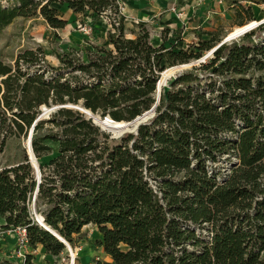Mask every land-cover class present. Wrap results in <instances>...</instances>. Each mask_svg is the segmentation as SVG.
<instances>
[{
  "label": "trees",
  "instance_id": "obj_1",
  "mask_svg": "<svg viewBox=\"0 0 264 264\" xmlns=\"http://www.w3.org/2000/svg\"><path fill=\"white\" fill-rule=\"evenodd\" d=\"M53 4L90 21L110 10L112 49H85L84 62L71 50L50 75L40 50L0 63V153L8 136L27 135L41 107L71 105L131 122L154 105L165 66L188 65L222 41L207 33L186 49L154 48L141 23L125 38L115 0H0V34L38 17L54 32L64 29ZM229 5L236 27L254 20L250 6ZM49 141L58 150L39 167L35 213L72 249L82 229L94 227L107 259L92 264H264V24L183 71L136 131L111 138L80 111L60 108L34 125L35 158L51 151ZM36 186L26 156L0 170L1 229L24 228L31 249L65 255L32 214ZM0 264L34 262L27 255Z\"/></svg>",
  "mask_w": 264,
  "mask_h": 264
},
{
  "label": "rangeland",
  "instance_id": "obj_2",
  "mask_svg": "<svg viewBox=\"0 0 264 264\" xmlns=\"http://www.w3.org/2000/svg\"><path fill=\"white\" fill-rule=\"evenodd\" d=\"M254 3V6H252L254 10L253 14L257 18L254 21L257 22V20L262 18L263 13L259 10L257 6L258 2L256 1ZM59 12L61 11L59 10ZM65 14L66 11H63L62 15L64 16ZM45 24L46 23H44L40 19H34L30 21L20 19L15 21L10 27L5 29L0 34V63L13 66L15 58L20 52L29 49L35 50L36 52L40 50L42 60V62H40V65L45 70L46 74L50 75L52 73H55L53 69H56L60 66V63L58 64L57 56H61L62 54L67 53L69 54L71 50L76 51L77 56H79L83 62L86 61V53L84 50L88 49L93 51V49L91 44L87 43L83 38H91L92 40V35L93 33H95L94 29L101 30L103 27L109 26L107 22L100 20V18L96 19L95 22H84L82 17H79L76 20H74L73 18L70 19L69 28L64 29L62 31L58 30L54 32L51 29L45 27ZM83 25L87 26L83 27ZM84 28L86 32H84ZM236 28L240 27H232L230 29H228L227 27L226 30L220 29L218 30V35L220 37H223L224 39ZM79 39L81 41L79 45H77L76 42ZM184 66L185 68L181 69L180 71L183 72L191 68L190 66L187 67L186 65L180 67ZM166 69H170V67L168 68V66H165V69L163 71H165ZM180 71H176L175 73ZM75 74H78V72H76ZM73 107L75 108L77 106ZM46 108L49 109L50 107ZM40 115L41 111L39 116ZM42 118H48V115H44L42 116ZM133 129V127H128L123 133L117 135L110 131H102L109 133L111 137L116 139L122 136L123 134L134 132L135 130ZM28 135L29 132L25 137L8 136L6 138L5 148L3 152L0 153V167L14 166L18 164L24 156H26L29 161V155L26 147L28 143ZM46 144L51 148V151L47 155H44L39 159L35 158V164L38 166V168L40 166L46 165L51 158L57 155L58 144L51 141L46 142ZM29 163L34 170L32 163L30 161ZM97 237L98 232L94 227L86 226L82 229L81 234L78 236V242L76 247L72 249L69 246L72 254L76 255L73 264H82V261L84 260L83 258L85 256H87L88 263H92L93 259L103 258L101 250H99L94 244L95 240H97ZM37 256V260L40 264H70V254L67 248L65 251V255H61L58 257L50 255H47V257L43 253H39Z\"/></svg>",
  "mask_w": 264,
  "mask_h": 264
},
{
  "label": "crops",
  "instance_id": "obj_3",
  "mask_svg": "<svg viewBox=\"0 0 264 264\" xmlns=\"http://www.w3.org/2000/svg\"><path fill=\"white\" fill-rule=\"evenodd\" d=\"M218 1L219 0H203L201 2L198 0H128L125 7L120 11V15L124 17L125 38L133 39L135 37L134 33L137 32L135 26L141 23L145 25L149 33V43L152 47L155 48L164 44L166 48H169L171 45H176L177 48L185 49L188 45L197 44L199 39H209L207 33L218 35V30L220 29L226 30L227 27L228 29L236 27L234 25V9L229 7L230 2L236 1L243 7L250 6L253 12L252 6H254V2H258L259 0H221V4H219ZM53 8L57 9L58 12L60 10L61 12L59 13L67 22L64 29L69 28L70 19L73 18L76 20L81 17L74 14L66 5L61 6L59 4H53ZM63 11H66L64 16L62 15ZM253 16L255 19L256 16L254 14ZM35 19H40L44 22L41 17ZM30 20L34 19H29L27 21ZM83 21L86 22L87 19ZM45 27L49 28L46 24ZM108 30L109 26L103 27L101 30L94 29L95 33L92 35V40L91 38L83 39L91 44V46L97 45L112 49L106 41ZM218 37L223 39V37L219 35ZM178 39L180 41H177ZM80 41L79 39L76 42L77 45H79ZM97 239H101L99 233ZM13 244L14 240L12 238L4 236L0 241V256L10 254ZM98 249L101 250L100 248ZM39 253H43L47 256L41 246H37L32 252L27 251L26 255L33 258L34 264H40L37 260V255ZM102 255V259L106 260V256L103 253ZM83 259L82 264H92L87 262V256Z\"/></svg>",
  "mask_w": 264,
  "mask_h": 264
},
{
  "label": "built area",
  "instance_id": "obj_4",
  "mask_svg": "<svg viewBox=\"0 0 264 264\" xmlns=\"http://www.w3.org/2000/svg\"><path fill=\"white\" fill-rule=\"evenodd\" d=\"M128 0H115V4L117 5V9L119 10V13L120 11L125 7L126 3H127ZM198 1H203V0H198ZM219 4H221V0L218 1ZM258 8L259 10L263 13V16L261 19L257 20V22H255L254 20H256V18L252 21L254 23V26L244 30L243 32L235 35L234 37L232 38H224L221 42H225L227 44H230L232 42H236L238 41L240 38H242L245 34L251 32V31H254L256 28H258L260 25L264 24V0H259L258 1ZM111 16V11L108 10L106 11L102 16H100V19H102V21L104 22H107L108 25H109V29H111V25H110V21L108 19V17ZM88 22L90 21V19L87 20ZM87 25H83V27H85ZM245 26V25H244ZM243 27V26H242ZM90 29V28H89ZM84 32H86L85 28L83 29ZM235 30V29H234ZM233 30V31H234ZM220 42V43H221ZM224 43V44H225ZM217 47V46H216ZM211 51V50H210ZM209 52H206L205 55L194 61V62H198L196 63V65L200 64V63H203L206 59H209L212 54ZM193 63V62H192ZM189 65V64H188ZM194 65V66H196ZM39 67V66H37ZM54 107H57V106H51L49 109H47L46 107H41L40 108V111H41V115L37 117V119H41L42 116L44 115H50L52 112H54L55 109ZM85 115V114H84ZM92 115V114H91ZM154 115V112L152 115L149 116L148 119H146L143 123H145L146 121H148L149 119H151ZM93 116V115H92ZM96 118L98 121H105V122H112L110 121V119L108 117H104V118H99L98 116H93L92 119H90L92 121V123L96 126H98L99 128H101V130H106L109 132V130L107 129H103V127L98 124V123H94L93 119ZM88 119V117H87ZM111 132V131H110ZM113 138V137H111ZM3 167H0V170L2 169ZM226 173V172H225ZM228 173V171H227ZM150 184L152 186V188H157L156 186V182L154 181H150ZM34 218L36 217L35 214L32 212ZM1 222V221H0ZM4 236H7V237H10L14 240V244H13V248L11 249V252L10 254H6V255H3V256H0V260L1 259H6L8 261H12L14 263H23L25 257L27 256L26 255V252H32L33 249H31L29 246H28V241H27V237H26V231L24 228H11V229H8L7 231H2L1 229V224H0V241L1 239L4 237ZM69 254H70V264H73L74 262V258L76 257V255H73L71 250H69ZM76 254V253H75Z\"/></svg>",
  "mask_w": 264,
  "mask_h": 264
},
{
  "label": "water",
  "instance_id": "obj_5",
  "mask_svg": "<svg viewBox=\"0 0 264 264\" xmlns=\"http://www.w3.org/2000/svg\"><path fill=\"white\" fill-rule=\"evenodd\" d=\"M224 43H225V42H221V43H219V44L217 45V47L213 48V49L210 51V53L212 54L216 49H218V48H219L221 45H223ZM196 63H198V62H193V63H190L189 65H186V66H187V67H189V66L192 67V66H194ZM179 67H180V66H179ZM181 74H182V71L177 72V73L173 74V75L171 76L170 79L167 80V82H166V83L164 84V86L161 88V92L163 93V95H166V94H167V92L169 91V87H170V85H171V84H172V83H173V82H174V81H175V80H176ZM161 92H160V86H159L158 81H157V83H156V101H155L154 105L152 106V108H151L149 111H147V112H145L144 114H142L141 116L135 118V119L132 120L131 122H126V123L124 122V124L127 125V127H126L124 130L120 131V132H116V133H115V132L112 131L111 129L103 127L102 124L105 123V121H98L97 119L95 120V118H94V119H93V120H94L93 122H94V123H98V124H100L103 128H105V129L111 131L112 133H114V134H116V135H117V134H121V133H123L128 127H133L134 130L136 131L137 127H138L140 124H142L146 119H148L150 115L153 114V112H154L156 106H157L158 103H159ZM54 108H55V109H60V108H72V109H76V110L80 111L81 113L85 114V115L88 117V119H92V118H93V116L91 115L90 112L85 111V109H83V108H81V107H75V108H74V107H72L71 105H67V106H57V107H54ZM38 120H39V119H36V120H35V122L33 123L32 127H31V129H30V131H29V135H28L29 150H30V153H31V155L28 154V155H29V161L32 163V165H33V167H34L35 176H36V179H37V186H36L35 193H34V196H33L31 210H32V212H33V213L35 214V216H36V217H35V220H36L37 224H38L39 226H41L44 230H46V231H48L49 233H51L54 237H56L61 243L64 244V246H65V247L67 248V250L69 251V250H71L70 247H69V245H68V244H67L62 238H60L58 235H56L53 231L49 230V229L45 226L43 219H42L41 217L38 218V216H37L36 213H35L34 199H35V195H36V192H37V189H38V185H39V183H40V173H39V168H38V166H37L36 164H34V163H35V157H34V154H33V152H32V148H31V138H32V133H33L34 125L36 124V122H37ZM110 121H112V120H110ZM112 123H114V121H112ZM133 125H134V126H133Z\"/></svg>",
  "mask_w": 264,
  "mask_h": 264
},
{
  "label": "bare ground",
  "instance_id": "obj_6",
  "mask_svg": "<svg viewBox=\"0 0 264 264\" xmlns=\"http://www.w3.org/2000/svg\"><path fill=\"white\" fill-rule=\"evenodd\" d=\"M252 26H254V23H253V22H250V23H248L247 25H245V26H243V27L236 28L234 31H232V32L227 36V38H232V37H234L235 35H237V34L243 32L244 30H246V29H248V28H250V27H252ZM183 68H185V66H184V67H174V68L166 69L165 71L161 72V74H160V76H159V79H158V84H159V86H160V92H161V88L164 86V84L167 82V80L170 79L171 76H172L176 71H180V70L183 69ZM72 107H73V106H72ZM85 111H86V110H85ZM95 120H96V118H95ZM102 126L105 127V128H109V129H111V130L114 131L115 133H116V132H120V131L124 130V129L127 127V125H125L124 123H116V122H114V123H112V122H105V123L102 124ZM133 126H134V125H133ZM129 129H130V128H129ZM133 130H134V129H133ZM133 130H132V131H133ZM26 147H27V152H28V154L31 155L30 150H29V143H27ZM34 164H35V163H34ZM38 218H39V216H38Z\"/></svg>",
  "mask_w": 264,
  "mask_h": 264
}]
</instances>
